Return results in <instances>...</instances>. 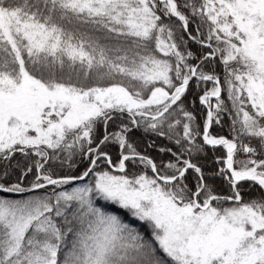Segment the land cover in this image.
<instances>
[{
  "label": "snow or ice",
  "instance_id": "snow-or-ice-1",
  "mask_svg": "<svg viewBox=\"0 0 264 264\" xmlns=\"http://www.w3.org/2000/svg\"><path fill=\"white\" fill-rule=\"evenodd\" d=\"M142 124L172 159L130 141ZM0 264H264V0H0Z\"/></svg>",
  "mask_w": 264,
  "mask_h": 264
},
{
  "label": "trees",
  "instance_id": "trees-1",
  "mask_svg": "<svg viewBox=\"0 0 264 264\" xmlns=\"http://www.w3.org/2000/svg\"><path fill=\"white\" fill-rule=\"evenodd\" d=\"M189 46L192 48V50L194 52H196L198 55L201 52H206L208 51V49L206 48H200L199 45H196L194 43H190ZM215 69V72L219 75H221V77L223 78V67L220 63V61L217 59L215 61H208L205 63L204 65V70L205 71H210L212 69ZM222 83H223V79H222ZM211 83H209L207 85L208 88H211ZM202 88L203 85L201 86V89H192L189 91V93L187 94V96L184 98V106L187 110L189 111H193L195 116H196V121L195 123L197 125L203 126L204 123V119H205V115H206V109L204 106H202L198 100V96L202 94ZM223 96V93H222ZM191 101H195V104H192ZM126 119V117H125ZM174 119H182L181 114L179 113V111H176L173 113L172 117H169V122H171ZM230 117L229 116H225L220 125H216L213 124L212 128H211V132L213 135H223L226 136L228 138H231L230 132H229V125H230ZM120 123L119 120L117 121H113L109 123L108 126V131L109 132H114L117 131V125ZM165 132H168L169 130L167 129V127L165 126L163 129ZM176 131H180L179 127H177ZM103 134V128L101 126H97V131H96V138H100ZM171 134V133H169ZM129 139L131 142H133L134 144H136L138 150L140 151H145V154L150 155L151 157H153L154 159H156L157 161L159 160H170L172 159V157L168 154H162L160 153L157 149L159 147H170L173 148V151H175V146L173 144V142L169 139H167L166 137H160L158 136L156 133L151 132V131H145L144 125L142 124L141 127L139 129H134L131 133H129ZM149 143H154L155 147L153 148H148L147 145ZM197 143H202V140L200 137L197 138ZM253 145L256 144V141L253 140L252 141ZM105 151H107L110 155L113 156V159H116V154L119 151L118 145H116L115 143H109L105 148ZM225 154V150L222 147H216L215 149H213L212 147H205L204 152L203 153H199L196 154L192 159L194 163H197L198 166H201L203 171L205 173H214L218 167H222L223 165H218L215 160L216 157H223ZM242 158V157H241ZM22 159L20 157L19 154H17L16 156V160H20ZM87 164V159L86 158H82L77 156L75 158V166L71 169L67 168V167H58L57 171L60 174H67V173H71V174H77L78 172L82 171L83 168L85 167V165ZM105 165L101 164V168H104ZM142 169L140 167H136L133 168L131 165L129 166V173L131 174L132 172H136L139 173ZM114 174H119V173H114ZM149 175H151V172L149 171ZM192 180H193V174L191 173V171L188 174V180L187 183L189 184V186H192ZM209 183H212L215 186V189L217 191L218 194L224 195L227 194L228 192V188L226 186L225 181L223 180V178L220 177H215L211 180L208 181ZM245 189L248 188V184L245 183L244 185ZM258 190H252L250 192H247L245 194V199H248L250 196H255L257 194ZM14 197L19 198L17 194H13ZM98 204L101 206H105L106 202L104 201H98ZM227 206V205H225ZM123 215V213H121ZM125 219L128 220V217L125 216ZM143 230V229H142ZM147 235V233H146Z\"/></svg>",
  "mask_w": 264,
  "mask_h": 264
}]
</instances>
